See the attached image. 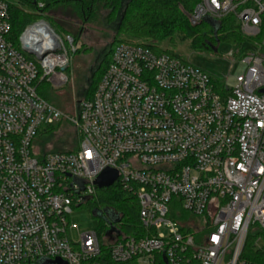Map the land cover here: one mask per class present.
<instances>
[{"label":"built area","instance_id":"1","mask_svg":"<svg viewBox=\"0 0 264 264\" xmlns=\"http://www.w3.org/2000/svg\"><path fill=\"white\" fill-rule=\"evenodd\" d=\"M188 18L231 19L243 37L233 63L243 43L254 47L233 87L180 57L121 43L70 117L39 87L67 83L74 39L42 18L15 41L0 0V264H264V0H198ZM63 118L77 149L36 151L41 129ZM106 169L134 192L139 229L127 234L112 223L116 210H101L93 215L107 231L75 240L73 210L96 197ZM247 245L259 262L242 259Z\"/></svg>","mask_w":264,"mask_h":264},{"label":"trees","instance_id":"2","mask_svg":"<svg viewBox=\"0 0 264 264\" xmlns=\"http://www.w3.org/2000/svg\"><path fill=\"white\" fill-rule=\"evenodd\" d=\"M5 1L9 8L11 37L15 41L18 40V37L28 25L42 18L46 19L57 33L60 34V31H65L63 25L50 16L52 12L60 7L70 9L76 18L86 22L96 11V6L103 4L104 8L110 10L111 18L116 12L124 10L119 25L120 34L123 33L129 38L146 39L147 42L140 44L152 49L156 53L174 55L167 49L161 48L158 44L160 41L172 39L174 35H178L182 40L191 41V47L200 51H215L217 50L216 46L222 42L239 45L243 42V37L237 27L233 25L231 19L223 21L217 28L212 27L206 22L192 25L188 14L192 12L198 0H40L45 5L43 9L38 7L39 0ZM121 43L132 42L116 40L112 44L101 66L93 74L90 90L83 100L93 97L99 81L111 62L114 49ZM77 51L78 48L75 52ZM174 56L179 57L177 55ZM41 85L45 87L49 85L52 88L46 81ZM222 91H224V87H222ZM49 93L50 91L44 90V92H40V95L51 103L49 101ZM73 151L75 150L61 152ZM85 206L90 207L93 212L108 211V209L116 210L120 216L112 217V223L118 224V228L127 234H132L134 230L139 229V204L136 196L134 192L125 189L120 184H115L106 189H97L96 197ZM116 219L119 221H116ZM105 223V230H99L100 233L107 231L109 225L106 221ZM253 252V250H250L249 245H247L242 259L259 262V258ZM105 264L112 263L107 261Z\"/></svg>","mask_w":264,"mask_h":264},{"label":"rangeland","instance_id":"3","mask_svg":"<svg viewBox=\"0 0 264 264\" xmlns=\"http://www.w3.org/2000/svg\"><path fill=\"white\" fill-rule=\"evenodd\" d=\"M123 11L116 12L111 18L110 10L104 8L103 4H98L94 14L86 22L76 18L70 9L62 7L50 14L55 21L63 25L65 31H60V34L62 36L70 34L74 39L75 46L78 48V51L72 55L69 67L66 70L67 83L60 88H51L49 85L48 87L41 85L39 88V93L44 92V90L50 91L49 101L64 116L73 117L77 114L79 103L85 99L90 90L93 74L99 69L107 52L116 40L134 44L147 42L146 39L129 38L123 33L120 34L119 25ZM158 44L161 48L167 49L187 63L204 71L213 81L221 82L228 87H233L235 84L234 78L244 71V66L240 63V60L244 55L254 51L252 45L243 43L240 53L233 63L228 56L232 51H236L239 44L222 42L216 46L217 50L215 51H200L191 47V41L182 40L178 35H174L172 39L160 41ZM40 133L34 144L36 151L76 150L79 145L78 132L66 118H63L53 128L43 127ZM71 220L78 226V231H73L75 240H77L78 234L94 230H105V221L94 216L92 209L88 206L74 208ZM261 246L263 247L264 244L261 243Z\"/></svg>","mask_w":264,"mask_h":264},{"label":"water","instance_id":"4","mask_svg":"<svg viewBox=\"0 0 264 264\" xmlns=\"http://www.w3.org/2000/svg\"><path fill=\"white\" fill-rule=\"evenodd\" d=\"M206 23H209L214 28L218 27V25L212 20L208 19L206 20ZM117 179H118V172L116 170L106 169L97 177L94 184L97 187V189H106L112 187L114 183L117 181ZM116 221L119 220L116 219ZM38 264H67V263L58 258L52 261L42 260Z\"/></svg>","mask_w":264,"mask_h":264}]
</instances>
